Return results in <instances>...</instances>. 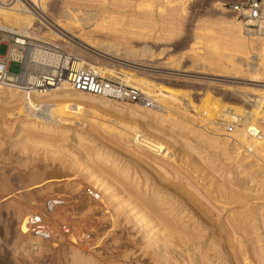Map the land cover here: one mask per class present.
Listing matches in <instances>:
<instances>
[{"label":"rangeland","instance_id":"rangeland-1","mask_svg":"<svg viewBox=\"0 0 264 264\" xmlns=\"http://www.w3.org/2000/svg\"><path fill=\"white\" fill-rule=\"evenodd\" d=\"M145 1L147 0H49L51 11L58 3L59 7L74 12L77 19H75V23H69L70 27L63 33L64 35L61 33L64 40L48 39V41L58 44L70 52H77L78 57H83L87 61H98L101 65L117 70L139 72L142 76L156 82H167V84L173 82L172 86L191 91V96L199 103L216 95L225 99L228 107L239 96L231 86H248L253 83L250 81L251 77L247 75L235 77L215 70L196 69V64L200 62L197 55L193 53L182 55L181 51L196 32L200 36L199 39H202L201 51L209 53L211 61L223 59L227 52L225 39H228V35L225 23H221V19H219L225 14L220 13L216 3L224 2L226 3L224 7L228 8L227 4L242 0H187V9L184 13L175 10V2L167 3L157 0V4L154 3V7L151 8ZM54 13L57 15L58 9ZM146 14L152 17L146 19ZM105 16H108L110 20L107 18V21L110 23H112V19L118 17L126 19L123 23H114L113 26L118 31L113 33L109 29L96 26L97 22L103 25L109 23L102 22ZM130 20L132 24H129ZM42 28L46 29L45 26ZM43 33L41 34L43 35ZM82 33L89 37L88 43L84 44L85 46L81 50L72 48L78 47L79 40L74 39V36L79 37ZM91 41L92 43H90ZM105 43H113L120 49L118 53L123 57L118 54L114 57L116 48H111L107 54H100L98 51L103 52ZM145 46L151 48L146 56L143 55ZM6 50L7 46L2 44L0 54H5ZM127 50L130 51V56L123 55ZM177 63L180 67L182 66L181 69L175 67ZM20 67L19 63L13 62L10 65V71L17 73ZM178 95L181 103L180 101L178 103L169 102L170 108L179 113L173 115H180V120L198 128L201 124L199 119L203 115L196 112L191 105L186 106L188 101L185 100L184 94ZM169 99L170 97L166 96L165 101ZM90 108L87 106L86 114L88 115L83 118L82 121L85 124L82 126L78 120L74 119L75 123L67 122L63 126H59L58 130L50 133L55 138L51 148L47 145H31L27 142L25 134L20 131V119L0 114V264H202L204 257L210 258V263L207 261L206 264H225V262H227L226 264H245L248 261H252V264H260L257 263L259 255L264 257V222H262L264 219V172L257 168L243 171L242 167L237 168L235 162L224 159L223 165H218V167H221L225 173H231V175L223 173L221 177L230 191V201L228 200V202L231 204L227 203V193L224 194L221 189L216 187L219 177L211 173L212 168L208 167L209 165H203L200 162L198 155H191L184 139L179 137L178 144L172 148L175 156L172 155L171 159L166 158L167 160H165L159 153L154 151L152 153L156 155H153L151 152L142 151L141 148L139 149L111 133L105 126H98L94 121L96 118L94 119L90 115ZM99 112L105 115L106 120L117 118L116 114L110 110L101 109ZM192 115L197 119L194 123L190 118ZM209 119H213V117L211 116ZM107 122L110 123V121ZM199 128L204 129V127ZM151 130L152 128H146L147 136L152 135L150 137L153 139L156 134V137L159 136L158 131L154 130V133L157 132L154 134ZM194 131L195 129L193 131L185 130L183 137L194 145L204 147L203 140L206 139L201 138V135ZM206 131L209 132V130ZM77 132L80 133V136L77 135ZM37 133L40 136L46 135L40 131ZM82 136L85 138L83 139ZM94 148L105 150L112 157L118 158V161L131 168V173L133 170L141 173L145 171L149 181L153 183L151 189H155L156 184L160 186L164 183L173 187L191 203L200 207L209 217V221L218 224L217 227L214 230L211 228V224L206 227V224H203L197 217L188 220L189 217H192L191 213L187 215L190 212L187 209L189 206H183L173 193L165 195V201L174 203L173 207L176 209L172 214L165 213L164 217L173 219V214L185 211L186 213L181 214L182 216L173 219L174 222L182 228L190 226V230L197 234L202 233L203 237L195 241V245L188 243L186 249L185 246L179 245L178 240L175 241L168 236L169 234L159 232L157 223L151 221L150 213L146 215L145 219L143 215L146 210L129 199L120 185L109 187L106 189V194L102 193L107 204H102L101 208L95 209L86 206L84 189L79 181H84L85 187L88 186V196L92 195V188L100 193L105 187L103 184L99 187L95 180V164L101 163L92 154ZM87 153L90 154L89 157L86 156ZM37 168H42L44 173L42 178H46L40 184L45 183L48 186L45 184L35 185V187L28 185L32 182L29 173ZM104 171H110V168L107 166ZM66 172L69 177L64 176ZM5 175L6 177H4ZM77 176L78 178H76ZM123 181L132 186L130 179ZM25 189L27 193L29 191V197L31 199L33 197L35 200V203L33 200V204L27 206V209L33 211L34 214L39 213L43 208L44 201L49 195L66 199L64 208L68 218L54 222L55 225H52L55 227V234L51 233L49 238L41 239L42 242L40 241L41 243L38 244L39 239L36 241V235L23 236L22 232H18V224H16L17 219L13 208L18 204L24 206L27 203L26 201L22 202L27 196L25 192H21ZM11 192H14L13 197L7 199ZM185 215H187L186 218ZM180 217H184L181 222ZM91 218L92 220L96 219L95 221H98L99 225L97 228L89 230L86 226ZM246 218L249 221L244 222ZM199 221L200 223H198ZM220 231H222L221 234H219ZM79 234L81 237L78 236ZM72 236L75 238L74 240ZM159 236L165 237L164 240L168 242H174L170 246L175 250L173 259L165 260L162 259L163 257H159L164 248L162 245L164 240L156 243ZM81 238H85L83 242L80 241ZM216 238L221 239V252L212 250ZM34 239L33 243H36L30 244ZM250 242H253V245L247 244ZM85 245L86 247H84ZM245 248L248 251H246V256L243 254ZM236 249L240 253L237 260L234 253Z\"/></svg>","mask_w":264,"mask_h":264},{"label":"bare ground","instance_id":"bare-ground-1","mask_svg":"<svg viewBox=\"0 0 264 264\" xmlns=\"http://www.w3.org/2000/svg\"><path fill=\"white\" fill-rule=\"evenodd\" d=\"M161 1L167 3L175 2V10L176 11L180 10L181 13H184L187 9V5H186L187 0H161ZM145 2L147 3V6L151 8L154 7V3L155 5L157 4V0H147ZM27 3L28 4L23 2V0H0V27L15 29L24 35H27L32 38H36L38 40L50 39L53 41L56 40L58 41L65 39L61 36V33L63 34L65 31H68L67 29H69L70 27L69 23H75V19H77L75 18L76 15L74 14V12H71L70 10H65V8L61 6L59 7L58 3L55 4L53 8L54 10L51 11V8L49 6V0H27ZM140 5H142V3H140ZM225 5L226 3L224 2L216 3V6H218L221 11L220 13L225 14V16L219 19H221V23H225L226 25L225 27L227 30L226 34L228 35V39L227 38L225 39L227 52L225 53L223 59H220L219 61H217V59H214L213 61H211L210 60L211 56L209 55V53H207L206 51L205 52L201 51L202 39H199L200 36L196 32H194L193 38L188 41V43L182 48L181 51H182V55L191 54V53L197 55L198 60H200V62L196 64L197 65L196 69H201L206 71L215 70L218 71L219 73H224V74L228 73L234 75L235 77L240 75H247L251 77L250 81H252L253 83L252 84L250 83V85L248 86H235V87L231 86L239 96L238 98H236V101L230 103L228 107L226 104L227 102H225V99L223 100V98L219 96L212 95L211 97H209L208 100L206 101L202 100L199 103L196 100H194V98L191 96V91H187L185 88L176 87L174 85L172 86L173 82L172 84H167L166 81H165L166 83L156 82L154 80L148 79L145 76H142L141 74H139V72L123 70V69L117 70L114 68L101 65L98 61L91 62L81 57V59L85 60L88 68L93 70L96 74H99L107 78L114 77L119 81L121 80L123 84L126 83L125 85L139 87L144 93L153 96L156 103L155 106L152 108H148L144 103L135 104L127 101H118L116 99L108 98L103 95H94L90 93L76 91L73 90L70 87V85L66 82L63 83L60 87H56L47 93H37L34 96H30L29 99H27L25 95H23L20 91L16 89H12L0 85V114L3 116H9V117L14 116L15 118H19L20 131H22L25 134L27 138V142L34 146L47 145L50 148L53 147V143H54L53 139L55 138L51 136L50 133L52 131L58 130L59 126H63V124L67 122L75 123L74 122L75 119L78 120L80 126L85 124L82 120L84 117L88 115L86 114L87 106L91 107L89 110V112L91 113L90 115L94 119L96 118L94 121L98 126L100 125L105 126V128L109 130L111 133L118 136L120 139L132 143L134 146L139 147V149L141 148L142 151L148 153L150 152L152 153L155 151L156 153H159L161 157L165 158V160H167L166 158L171 159L172 155L175 154L172 148L176 144H178L179 142L178 139L179 137H181L182 139H184L185 143L187 144L190 153H192L191 155L192 156L193 154L198 155L200 162L203 165H209L208 167L212 168L211 173L215 174L214 176L219 177V181L218 183H216V187L218 189H221L224 194L227 193L228 195L227 203H230L228 202V200L230 199L229 197L230 191L225 185L226 182L221 178L223 173L225 172L221 167L220 168L218 167V165L221 166L223 165L224 159H229L230 161L235 162L237 164V168L242 167L243 171H246L247 169L251 170L253 168H257L262 172H264V34L248 28L240 19H238L235 13L232 12L228 13L230 12V10L224 7ZM57 9H58V14L56 15L54 11H56ZM145 16L146 19L152 17L149 14H146ZM107 18L108 16L103 17L102 22L104 23L109 22L107 21ZM125 19L126 18L124 17L122 18L118 17L116 19H112V23L109 22L107 25H103L97 22L96 26H98L99 28L101 27L102 29H109L110 32L114 33L118 31V29L113 26L114 23L116 24L123 23ZM129 24H132L131 20L129 21ZM43 26H45L46 29L42 28ZM147 26H149V24ZM42 32H44L43 35L41 34ZM44 35H46V37H44ZM79 37L74 36V39L76 38L79 41H78V47L74 46L72 48L81 50L85 46L84 44L88 43L89 37L85 33H82ZM90 43H92V41ZM111 48H116V50L114 49L115 50L114 57L120 55L118 53L120 49L117 48L113 43H105L103 52L102 51H98V52L100 54H107V52H109ZM128 50L125 53H123V55L130 56V51ZM150 50L151 48L149 46H145L143 49V53H144L143 55L146 56ZM95 51L92 52L96 53ZM71 53L76 57L79 56L77 52L74 53L73 51H71ZM145 67L150 68L153 66H145ZM175 67L177 69L182 68V66L180 67L178 63L176 64ZM178 94L185 95L186 98L185 100L188 101L186 106L191 105L192 107H194L196 112L203 115V117L199 119V122L201 123L199 127L202 128L204 127V129H201L199 127L195 128L194 126H191L188 122L184 120H180L179 118L180 115L179 116L173 115L174 113L175 114H179V113H176L174 109L170 108L169 102L173 101L178 103L180 101ZM166 96L170 97V99L167 101H165ZM101 109L104 110L106 109L114 112L117 118L106 120L105 115L99 112L101 111ZM233 113L247 115V119L244 121L243 126L236 127L233 133H228L225 127L226 125L225 121L231 120V115ZM211 116L213 117V119H209V117ZM195 117L196 116L194 115L190 116V118L193 119V123L197 120ZM107 121H110V123ZM247 122H249V124ZM247 124L248 125L257 124L259 128L262 130V134L259 135L258 137H249L246 129ZM146 128L147 129L152 128L153 130V132L151 130L152 133H154V130L158 131L159 136L156 137L157 135L156 134L154 139L153 137H150L152 135L147 136L148 133L145 132ZM187 129L192 131L193 129H195L194 132L199 133L201 135V138L206 139L205 141L203 140L204 147L202 145H201L202 147L194 145L192 142L188 141L186 138L183 137V133ZM206 130H209V132ZM38 131L46 135L40 136L37 133ZM77 135L80 136V133L77 132ZM165 135H168L167 136L168 138ZM41 137L43 140L41 139ZM82 137L83 139L85 138L84 136ZM206 151H208L207 154H205ZM92 154L95 155L96 160L100 161L101 163L97 165L95 164V171H94V173H96L95 180L97 181V184H99V187L102 184L105 187L100 193L97 192L96 190H93L92 188V195L88 196L87 195L88 186L85 187L84 185L85 183H83L84 181L83 182L79 181V184L81 185L82 189H84L86 206H89L90 208L94 207L95 209L101 208L102 204L106 203V199H103L102 193L106 194V189L109 187L120 185L123 192L127 194L129 199H132L134 203L142 207V209L146 210L145 211L146 213L143 215L144 218L146 217L147 214L150 213L151 215L150 217H152L151 221H155L157 223L156 225L159 228V232H164L165 234L166 233L169 234L168 236L172 237L175 241L178 240L179 245L183 247L185 246L186 249H187L186 245H188V243H193L192 245H195L196 244L195 241H198L199 238L203 237L202 233L197 234L190 230V226L189 227L185 226L182 228L177 223L174 222L175 218L182 216L181 214L183 213H186L185 211H183V209H182L183 212L180 213L177 212L176 214H173L174 220L169 219L168 217H164L165 213L172 214L176 209V207L175 208L173 207L174 203L165 201V195L169 193H173L176 195L177 199L180 201V203H182L183 206L186 205L189 206L187 209L190 212L187 215L191 213L192 217H189L188 220L197 217V219L201 220L203 224L204 223L206 224V227L209 224L212 225L211 228L213 230L214 228L217 227L218 224L209 221V217L206 216V214L203 212V210L200 207H198L196 204L191 203L190 200L186 199V197H183V195H181L173 187L166 185L164 183L160 186L159 184H156L155 189H151L153 183L152 181H149L148 177L146 176L147 173L145 171H142L141 173L140 171L138 172L133 170L131 173V168H129L128 165L122 164L121 161H118V158L112 157V155L110 153H107L105 150L95 149ZM86 156L89 157L90 154L88 155L87 153ZM107 166L110 168V171H106V172L109 173H106L104 171ZM248 166L250 168H247ZM43 174L44 173L42 171V168H37L36 170L31 171L29 173V177L32 179V182L31 184L28 185L29 186L34 185L33 187H35V185H39V186L44 185L45 183L42 185L40 184L41 182L46 180V178H42ZM225 175H231V173L226 172ZM64 176L69 177V174L66 172L64 173ZM4 177H6V175ZM76 178H78V176ZM124 179H130L132 182V186H129V183L123 181ZM49 184L51 185L52 183ZM45 186H48V184H45ZM22 189L24 188L22 187ZM26 189L21 192L23 193L25 192L27 194L25 199H23L24 201H22V202L26 201L27 203L24 206L18 204L13 208V211L17 219L16 224H18V232H22L23 234L22 233L20 234H22L23 236L29 234L35 235L27 227V221L29 217L34 214L33 211L27 209V206L33 204L34 198L32 197L31 199L29 197L30 196L28 194L29 191L27 193ZM8 193L10 192L8 191ZM13 193L11 192V194L7 199L13 197L14 195ZM78 197L80 196L78 195ZM20 199L22 200V198ZM44 203L45 204L43 208L39 211V214L42 215L45 226L53 234L55 232V227L53 226L55 225L54 222H57L59 220L63 221L66 218H68L66 214V210L64 208L66 199H63L62 197H58V196L56 197L49 195V197L45 199ZM47 203L50 204L51 206L50 209L48 208ZM187 215H185L184 217L186 218ZM184 217H180V222L184 219ZM232 219H234L233 216ZM95 220H92L91 218V220L86 226L87 229L91 230V228L92 229L94 227L97 228L99 224L97 223L98 221L96 222ZM246 221H249V219L247 218L244 219V222ZM262 222H264V219L262 220ZM198 223H200V221ZM221 233L222 231H220L219 234ZM78 236L81 237V234H79ZM72 238L73 240L75 239L73 236ZM35 239L36 241L39 239L37 241V244L42 242L41 237L37 236ZM35 239L30 244L34 245L36 243V242L33 243ZM81 239L82 240L80 239L79 240L83 242L85 238L84 239L81 238ZM164 239L165 237L159 236L156 243H159ZM173 243H174L173 241L168 242L164 240L162 243L164 248L161 250L159 257H163L162 259L165 260L173 259L174 258L173 253L175 250H173L174 248L172 249L170 247L172 246ZM247 244L250 246L253 245V242ZM213 245L214 247L212 248V250H217L218 252H221V239L216 238ZM84 247H86V245ZM246 251L247 248H245V251L243 253L245 256L247 255ZM234 253L236 255V260H237L239 258L240 253L238 252L237 249L234 251ZM246 258L248 259V257ZM207 261L208 263H210V258L204 257L202 259V264H206ZM251 262L252 261H248L245 264H252ZM226 263L227 262H225V264ZM257 263L264 264V257H261L259 255L257 259Z\"/></svg>","mask_w":264,"mask_h":264},{"label":"built area","instance_id":"built-area-1","mask_svg":"<svg viewBox=\"0 0 264 264\" xmlns=\"http://www.w3.org/2000/svg\"><path fill=\"white\" fill-rule=\"evenodd\" d=\"M23 2L28 4L27 0ZM227 7L248 28L264 34V0L235 1L227 4ZM2 44L7 46V50L5 54H0V85L20 91L27 99L37 93H47L66 82L76 91L144 103L148 108L156 104L154 97L139 87L96 74L88 68L85 60L51 41L38 40L15 29L0 27V46ZM13 62L21 65L17 73L10 71ZM246 119L247 115L233 113L231 120L225 121L227 132L233 133L236 127L243 126ZM248 124L249 137L262 134L257 124ZM47 206L51 208L49 203ZM27 227L42 239L49 238L52 233L39 213L29 217Z\"/></svg>","mask_w":264,"mask_h":264}]
</instances>
